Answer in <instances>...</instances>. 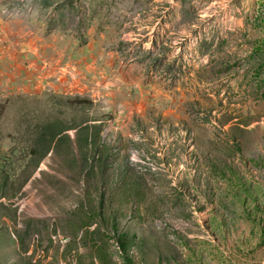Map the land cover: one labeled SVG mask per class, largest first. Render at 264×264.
Masks as SVG:
<instances>
[{
  "label": "rangeland",
  "instance_id": "obj_1",
  "mask_svg": "<svg viewBox=\"0 0 264 264\" xmlns=\"http://www.w3.org/2000/svg\"><path fill=\"white\" fill-rule=\"evenodd\" d=\"M0 264H264V0H0Z\"/></svg>",
  "mask_w": 264,
  "mask_h": 264
},
{
  "label": "trees",
  "instance_id": "obj_2",
  "mask_svg": "<svg viewBox=\"0 0 264 264\" xmlns=\"http://www.w3.org/2000/svg\"><path fill=\"white\" fill-rule=\"evenodd\" d=\"M76 103H78L79 105H82V104H84V103H86V102L83 101V100H78Z\"/></svg>",
  "mask_w": 264,
  "mask_h": 264
}]
</instances>
